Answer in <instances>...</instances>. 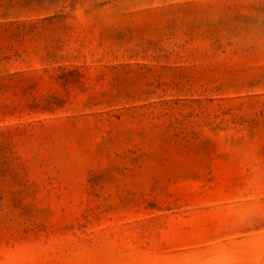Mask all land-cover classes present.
<instances>
[{
    "label": "rangeland",
    "instance_id": "374dc122",
    "mask_svg": "<svg viewBox=\"0 0 264 264\" xmlns=\"http://www.w3.org/2000/svg\"><path fill=\"white\" fill-rule=\"evenodd\" d=\"M0 264H264V0H0Z\"/></svg>",
    "mask_w": 264,
    "mask_h": 264
}]
</instances>
